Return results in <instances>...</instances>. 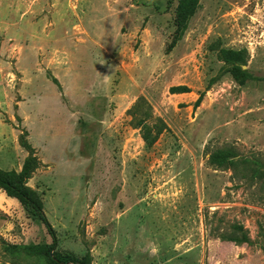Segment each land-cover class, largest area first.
<instances>
[{"label":"rangeland","instance_id":"1","mask_svg":"<svg viewBox=\"0 0 264 264\" xmlns=\"http://www.w3.org/2000/svg\"><path fill=\"white\" fill-rule=\"evenodd\" d=\"M179 2L0 0V167L92 264H264V0H200L173 45ZM144 115L168 125L152 146ZM227 146L260 173L211 165ZM50 242L0 189V264H51Z\"/></svg>","mask_w":264,"mask_h":264},{"label":"trees","instance_id":"2","mask_svg":"<svg viewBox=\"0 0 264 264\" xmlns=\"http://www.w3.org/2000/svg\"><path fill=\"white\" fill-rule=\"evenodd\" d=\"M199 3L200 0H180L176 17V37L173 41V45L186 31L188 22L195 14ZM247 54L246 49L221 48L220 50L222 60L229 65V71L236 80L242 83L252 77V74L248 72L247 69L243 68V65L246 64L248 60ZM189 91L191 90L187 85L171 87L172 93H185ZM202 99L203 94L197 99L195 105L198 106ZM145 118V115L141 117L137 125H143V138L148 146H152L159 139L161 133L168 128V125L163 120H160V124L146 126ZM240 157L236 146L220 147L211 152L209 162L215 167L226 169H236L240 163H244L248 165L249 170L253 171L252 176H256L260 173L261 165L259 161H251L250 159ZM0 189H3L8 196L17 198L28 211L46 226L52 237V242L45 244L44 253L51 264H92L93 258L90 251L80 256L73 252H64L57 249V233L45 212L44 202L33 189L26 185L20 173L15 170H5L0 167ZM236 228L243 231L241 226H236ZM233 240L245 242L249 241L250 237L246 232H243L241 237H235Z\"/></svg>","mask_w":264,"mask_h":264}]
</instances>
